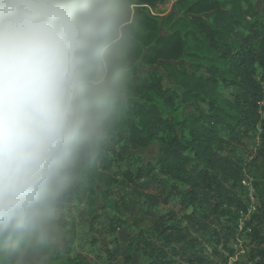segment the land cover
<instances>
[{
  "label": "trees",
  "instance_id": "obj_1",
  "mask_svg": "<svg viewBox=\"0 0 264 264\" xmlns=\"http://www.w3.org/2000/svg\"><path fill=\"white\" fill-rule=\"evenodd\" d=\"M146 1L127 0L137 26L128 105L63 205H91L100 182L114 213L110 238L91 237L88 253L71 256L78 221L61 210L69 247L53 261L63 254L66 264H129L140 253L146 264H224L245 234L247 261L264 264V18L250 0H175L193 27L162 34L175 15L156 16ZM136 61L159 64L173 87L157 71L139 74ZM188 104L195 111L181 116ZM154 142L156 162L129 153ZM245 181L253 210L239 231V213L251 205ZM78 216L95 224L85 209ZM121 228L136 232L127 244L116 236Z\"/></svg>",
  "mask_w": 264,
  "mask_h": 264
},
{
  "label": "clouds",
  "instance_id": "obj_2",
  "mask_svg": "<svg viewBox=\"0 0 264 264\" xmlns=\"http://www.w3.org/2000/svg\"><path fill=\"white\" fill-rule=\"evenodd\" d=\"M127 0H0V260L63 239L61 208L127 107Z\"/></svg>",
  "mask_w": 264,
  "mask_h": 264
},
{
  "label": "rangeland",
  "instance_id": "obj_3",
  "mask_svg": "<svg viewBox=\"0 0 264 264\" xmlns=\"http://www.w3.org/2000/svg\"><path fill=\"white\" fill-rule=\"evenodd\" d=\"M254 6V8L260 12L264 18V0H250ZM148 4L145 6L147 10L150 11L152 14L159 16V17H167L170 14H174L175 18L165 24V26L161 27V33L166 34L174 29H181L186 31L189 28H192L193 25L190 20L185 16H180L176 13L175 10V0H148L146 1ZM198 62L202 64H206V61L201 59H197ZM210 63V62H209ZM135 66L138 69L139 74L145 75L149 71H157L163 75L162 85L164 88L173 87L170 80L166 77L165 73L162 71L159 64L156 65H144L141 61L134 62ZM204 73V70H202ZM264 88V87H263ZM180 101L177 100V103ZM195 111L194 104H188L178 110V113L181 116H185L188 113H192ZM158 148L159 145L157 142L152 143L145 149H137V150H129L130 155L139 157L145 162H156L158 159ZM245 186L248 189L249 196L252 194L254 196V191H252L251 187L249 186L248 182H244ZM118 189V188H117ZM104 190L103 185L100 182L96 183L95 190L93 196H91L92 204L89 205L88 202L77 203L73 201L68 206L62 207L61 210H64L65 217L68 220H77L78 224L74 227L76 231V236L73 244V251L69 254L73 256L77 252L81 253H88L89 250V243L88 240L91 237L97 236L99 239L106 237L109 239V235L107 232V225L110 222L114 213L104 208L105 201L101 197V193ZM117 191L119 190H116ZM87 199V197H86ZM251 202V201H250ZM85 209L88 211L89 215L96 216L95 224L92 228L89 229L88 219H80L78 213L80 210ZM250 210V205H249ZM248 216V214L244 212L239 213V222H238V230H242L244 220L241 216ZM88 216V215H87ZM93 230V231H91ZM98 230V231H97ZM96 231V233L94 232ZM63 239L57 245H53L50 250L47 251L46 254H29L25 257V264H66L64 259L66 258L65 255L60 254L63 258L60 259L59 263L54 262V258L56 254L63 252L65 249L69 247V238L66 236L64 231L62 230ZM136 235L135 231L127 230L124 228L116 229V236L118 239L127 244L130 238H134ZM233 248L235 249V254L228 258L226 262L232 261L233 264L235 263H243V264H251V262L247 261L249 252H248V244L249 238L246 237L245 234H241L237 236L236 239L232 242ZM223 252V251H221ZM213 262H216V259H211ZM226 262L224 264H226ZM147 259L142 256L140 253L133 254V260L129 264H146ZM0 264H4L3 260H0Z\"/></svg>",
  "mask_w": 264,
  "mask_h": 264
},
{
  "label": "built area",
  "instance_id": "obj_4",
  "mask_svg": "<svg viewBox=\"0 0 264 264\" xmlns=\"http://www.w3.org/2000/svg\"><path fill=\"white\" fill-rule=\"evenodd\" d=\"M252 189V188H251ZM253 191V190H252ZM249 198H250V203H251V205H250V210L248 209V211L247 212H245V211H241V212H244V213H246V214H248L250 211H252L253 210V206H252V203H253V195L252 194H250V196H249ZM248 217V216H247ZM240 218V217H239ZM241 218L243 219V220H245V218H246V215L245 216H241ZM226 264H233V262L232 261H230V262H226Z\"/></svg>",
  "mask_w": 264,
  "mask_h": 264
}]
</instances>
